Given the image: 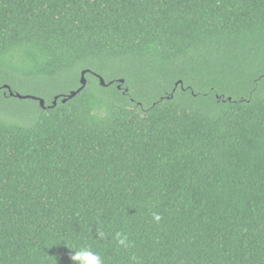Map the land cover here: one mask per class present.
Here are the masks:
<instances>
[{"label":"trees","instance_id":"1","mask_svg":"<svg viewBox=\"0 0 264 264\" xmlns=\"http://www.w3.org/2000/svg\"><path fill=\"white\" fill-rule=\"evenodd\" d=\"M4 84L0 264H264V0H0Z\"/></svg>","mask_w":264,"mask_h":264},{"label":"clouds","instance_id":"2","mask_svg":"<svg viewBox=\"0 0 264 264\" xmlns=\"http://www.w3.org/2000/svg\"><path fill=\"white\" fill-rule=\"evenodd\" d=\"M154 220L159 221L160 216L159 215H154ZM117 237V243L122 246L123 248H128L130 247V242L128 240V237L126 235H123L122 233H116ZM72 261H78L79 264H103V261L101 257L92 252L90 249H82L80 251L75 252L71 256ZM135 260L136 258L133 257Z\"/></svg>","mask_w":264,"mask_h":264},{"label":"water","instance_id":"3","mask_svg":"<svg viewBox=\"0 0 264 264\" xmlns=\"http://www.w3.org/2000/svg\"><path fill=\"white\" fill-rule=\"evenodd\" d=\"M87 71H88V69H84V70L81 71V77H80V84H81V85H80V87H78V89H76V90L71 91L67 97L62 98V102H66V100H67L68 98H72L73 96H75L78 92H80V91L85 87V85H86V83H87V80H86V78H85V73H86ZM97 76H98V78H99V80H100V83H101L102 85H108V84H109V83H106L105 80H104L101 76H99V75H97ZM123 82H124L123 79H120V80H119V84L117 85V87L120 88V84L123 83ZM2 87L8 89V90H9V94L12 95V96H16L17 98H20V99H24V98L37 99V100H39L40 105H41L42 107H44V103H45V101H44V99L41 98V97L34 96V95H30V94H21V93H18V92L14 93V92L11 90V87H10L9 85H7V84L2 85L0 88H2ZM57 99H58V96H55V99L53 100V105L56 104V100H57Z\"/></svg>","mask_w":264,"mask_h":264},{"label":"rangeland","instance_id":"4","mask_svg":"<svg viewBox=\"0 0 264 264\" xmlns=\"http://www.w3.org/2000/svg\"><path fill=\"white\" fill-rule=\"evenodd\" d=\"M11 104L9 105L10 110L7 111H0V115L4 118H9V119H21L23 116L21 115V113L17 112V111H12L13 110V105L14 103H16L15 100H10L9 101Z\"/></svg>","mask_w":264,"mask_h":264},{"label":"flooded vegetation","instance_id":"5","mask_svg":"<svg viewBox=\"0 0 264 264\" xmlns=\"http://www.w3.org/2000/svg\"><path fill=\"white\" fill-rule=\"evenodd\" d=\"M1 86H2V85H1ZM1 86H0V87H1ZM44 107H46V106H45V103H44ZM44 107H43V108H44Z\"/></svg>","mask_w":264,"mask_h":264}]
</instances>
